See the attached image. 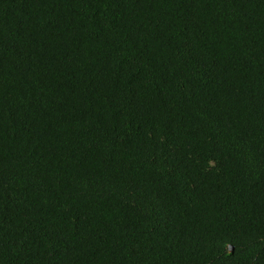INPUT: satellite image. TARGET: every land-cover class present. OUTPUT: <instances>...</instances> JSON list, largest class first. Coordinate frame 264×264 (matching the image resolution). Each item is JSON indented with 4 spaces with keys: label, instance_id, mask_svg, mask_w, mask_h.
<instances>
[{
    "label": "trees",
    "instance_id": "1",
    "mask_svg": "<svg viewBox=\"0 0 264 264\" xmlns=\"http://www.w3.org/2000/svg\"><path fill=\"white\" fill-rule=\"evenodd\" d=\"M0 264H264V0H0Z\"/></svg>",
    "mask_w": 264,
    "mask_h": 264
}]
</instances>
